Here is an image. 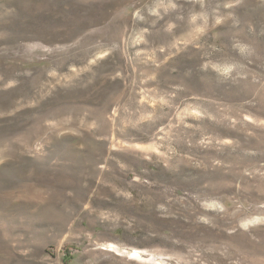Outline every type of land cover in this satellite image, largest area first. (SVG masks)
Returning <instances> with one entry per match:
<instances>
[{
	"label": "rangeland",
	"instance_id": "obj_1",
	"mask_svg": "<svg viewBox=\"0 0 264 264\" xmlns=\"http://www.w3.org/2000/svg\"><path fill=\"white\" fill-rule=\"evenodd\" d=\"M0 264H264V0H0Z\"/></svg>",
	"mask_w": 264,
	"mask_h": 264
},
{
	"label": "trees",
	"instance_id": "obj_2",
	"mask_svg": "<svg viewBox=\"0 0 264 264\" xmlns=\"http://www.w3.org/2000/svg\"><path fill=\"white\" fill-rule=\"evenodd\" d=\"M66 255H68V257H72V255H71V251H68V253L66 254ZM69 260V259H68Z\"/></svg>",
	"mask_w": 264,
	"mask_h": 264
},
{
	"label": "bare ground",
	"instance_id": "obj_3",
	"mask_svg": "<svg viewBox=\"0 0 264 264\" xmlns=\"http://www.w3.org/2000/svg\"><path fill=\"white\" fill-rule=\"evenodd\" d=\"M113 246V245H112ZM135 255H139V254H137V251H135V253H134Z\"/></svg>",
	"mask_w": 264,
	"mask_h": 264
}]
</instances>
